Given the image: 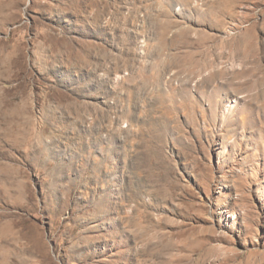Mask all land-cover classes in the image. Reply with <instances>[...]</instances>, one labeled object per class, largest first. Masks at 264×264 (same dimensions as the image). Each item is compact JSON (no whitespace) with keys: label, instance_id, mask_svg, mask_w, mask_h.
Instances as JSON below:
<instances>
[{"label":"rangeland","instance_id":"obj_1","mask_svg":"<svg viewBox=\"0 0 264 264\" xmlns=\"http://www.w3.org/2000/svg\"><path fill=\"white\" fill-rule=\"evenodd\" d=\"M0 264H264V0H0Z\"/></svg>","mask_w":264,"mask_h":264},{"label":"bare ground","instance_id":"obj_2","mask_svg":"<svg viewBox=\"0 0 264 264\" xmlns=\"http://www.w3.org/2000/svg\"><path fill=\"white\" fill-rule=\"evenodd\" d=\"M7 9H8V8H7ZM203 68H204V67H203ZM203 68H201V69H200V71H202V70H203ZM188 69H189V68H188ZM201 75H203V74H201ZM202 84H203V83H202ZM197 87H198V86H197ZM260 90H261V89H260ZM254 99H255V98H254Z\"/></svg>","mask_w":264,"mask_h":264}]
</instances>
